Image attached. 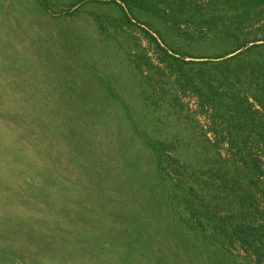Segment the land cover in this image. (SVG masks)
<instances>
[{"label": "rangeland", "instance_id": "rangeland-1", "mask_svg": "<svg viewBox=\"0 0 264 264\" xmlns=\"http://www.w3.org/2000/svg\"><path fill=\"white\" fill-rule=\"evenodd\" d=\"M74 1L0 0V264H125L127 253L141 264L140 233L153 237V263L155 222L126 228L134 216L112 191L123 189L118 170L128 151L144 150L124 107L138 126L146 121L142 85L162 77L155 48L147 27L124 24L112 0H85L77 11ZM181 102L196 111L192 96ZM195 119L207 130L206 118ZM175 247L169 239L164 248Z\"/></svg>", "mask_w": 264, "mask_h": 264}, {"label": "trees", "instance_id": "trees-1", "mask_svg": "<svg viewBox=\"0 0 264 264\" xmlns=\"http://www.w3.org/2000/svg\"><path fill=\"white\" fill-rule=\"evenodd\" d=\"M111 3L124 24L147 27L140 29L162 75L142 85L141 126L124 107L144 150L128 151L118 170L123 189L112 191L122 212L134 216L126 228L143 231L155 222L159 252L146 262L153 237L140 233L141 264H264V0ZM150 20L190 51L169 44ZM189 95L196 111L184 110L181 99ZM195 115L206 118L207 130ZM169 239L173 250L164 248ZM131 257L123 263L133 264Z\"/></svg>", "mask_w": 264, "mask_h": 264}]
</instances>
